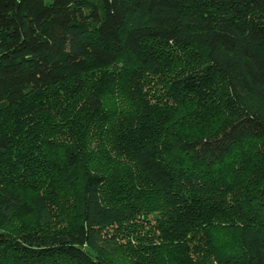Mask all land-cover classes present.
I'll return each mask as SVG.
<instances>
[{
  "label": "trees",
  "instance_id": "trees-1",
  "mask_svg": "<svg viewBox=\"0 0 264 264\" xmlns=\"http://www.w3.org/2000/svg\"><path fill=\"white\" fill-rule=\"evenodd\" d=\"M0 264H264V0H0Z\"/></svg>",
  "mask_w": 264,
  "mask_h": 264
}]
</instances>
